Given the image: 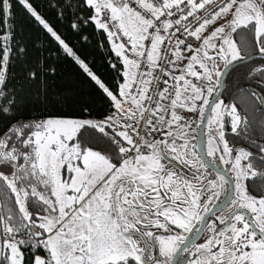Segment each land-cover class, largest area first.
I'll return each mask as SVG.
<instances>
[{
	"label": "snow or ice",
	"instance_id": "snow-or-ice-1",
	"mask_svg": "<svg viewBox=\"0 0 264 264\" xmlns=\"http://www.w3.org/2000/svg\"><path fill=\"white\" fill-rule=\"evenodd\" d=\"M60 61L94 89L77 113L51 110ZM182 253L264 264V0H0V264Z\"/></svg>",
	"mask_w": 264,
	"mask_h": 264
},
{
	"label": "trees",
	"instance_id": "trees-1",
	"mask_svg": "<svg viewBox=\"0 0 264 264\" xmlns=\"http://www.w3.org/2000/svg\"><path fill=\"white\" fill-rule=\"evenodd\" d=\"M14 2V0H13ZM39 3H43V0H38ZM45 11H47L45 7ZM13 12L15 14V23L17 25V31L22 32L25 39L29 44L32 41L37 40L40 37L39 32L30 22L27 14L19 5H14ZM49 15H54L49 13ZM91 32V29L88 30ZM69 39L71 42H76V37L69 33ZM100 39L98 36L92 37L91 43L84 45L81 49L83 55L89 60H93L94 67L104 73L106 78H110V73L105 71V65L103 63L104 57L97 49L96 44ZM33 54L35 50L33 49ZM58 67V73L53 84L50 85V96L52 90L60 94V102L53 104L52 109L56 112L65 113H77L79 108L83 104H93L95 102L94 89L89 85V82L84 79L75 65L70 61H60ZM235 77L233 73H230L225 78V82L232 84ZM227 95V93H225Z\"/></svg>",
	"mask_w": 264,
	"mask_h": 264
},
{
	"label": "rangeland",
	"instance_id": "rangeland-1",
	"mask_svg": "<svg viewBox=\"0 0 264 264\" xmlns=\"http://www.w3.org/2000/svg\"><path fill=\"white\" fill-rule=\"evenodd\" d=\"M206 131V130H205ZM206 139H207V137H206V135H205V144H206ZM193 142H195V141H193ZM219 167L221 168V169H223L225 172H227L228 171V167L226 166V165H223V164H219ZM187 170V169H186ZM212 176V178H215L213 175H211ZM221 199H223V196L221 197ZM212 205L210 204L209 205V207H211ZM227 211V210H226ZM221 214V213H220ZM219 214V215H220ZM214 218V217H213ZM215 219V218H214ZM213 220V219H212ZM193 224H194V226L195 227H198V225L195 223V222H193ZM192 235V233H187L186 235ZM204 235H207V229H205V231H204V234H203V236ZM203 236H202V238H203ZM202 240V239H201ZM201 242V241H200ZM188 258V257H190V256H187V254H182V256H181V258H180V261H181V259H184V258Z\"/></svg>",
	"mask_w": 264,
	"mask_h": 264
},
{
	"label": "flooded vegetation",
	"instance_id": "flooded-vegetation-1",
	"mask_svg": "<svg viewBox=\"0 0 264 264\" xmlns=\"http://www.w3.org/2000/svg\"><path fill=\"white\" fill-rule=\"evenodd\" d=\"M204 144H205V135H204ZM208 159V158H207ZM210 172H211V175H213L214 177H215V173L214 172H212L211 170H210ZM211 208V207H210ZM246 211V210H245ZM220 214V212H218V213H216L215 215H219ZM215 218V216H212V217H210V219H209V222H211V220L212 219H214ZM198 225V224H197ZM198 227H199V225H198ZM206 229V228H205ZM205 231V230H204ZM203 234L204 233H202V236H203ZM189 235V234H188ZM202 236H201V239H202ZM197 242H200V241H197ZM183 254V253H182ZM182 254H180L177 258H176V262H177V264H187V259H190L191 257H188L187 259L186 258H184V259H181V261H180V258H181V256H182Z\"/></svg>",
	"mask_w": 264,
	"mask_h": 264
},
{
	"label": "water",
	"instance_id": "water-1",
	"mask_svg": "<svg viewBox=\"0 0 264 264\" xmlns=\"http://www.w3.org/2000/svg\"><path fill=\"white\" fill-rule=\"evenodd\" d=\"M198 140L200 141V143L202 144V145H204V135H198ZM201 154L203 155V152H201ZM206 159H207V157H205ZM210 170L212 171V172H214L215 173V171L214 170H212L211 168H210ZM216 174V173H215ZM216 213H218V212H216ZM199 227H201V225H199ZM179 255H177L176 257H175V260H176V258L178 257Z\"/></svg>",
	"mask_w": 264,
	"mask_h": 264
}]
</instances>
